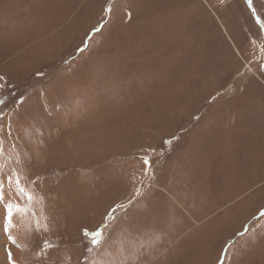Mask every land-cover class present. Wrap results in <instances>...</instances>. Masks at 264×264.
<instances>
[{
  "label": "rangeland",
  "instance_id": "rangeland-1",
  "mask_svg": "<svg viewBox=\"0 0 264 264\" xmlns=\"http://www.w3.org/2000/svg\"><path fill=\"white\" fill-rule=\"evenodd\" d=\"M0 77V264H264V0H0Z\"/></svg>",
  "mask_w": 264,
  "mask_h": 264
},
{
  "label": "snow or ice",
  "instance_id": "snow-or-ice-1",
  "mask_svg": "<svg viewBox=\"0 0 264 264\" xmlns=\"http://www.w3.org/2000/svg\"><path fill=\"white\" fill-rule=\"evenodd\" d=\"M248 5L251 7L253 0H247ZM0 79H3L2 77H0ZM146 166H150L149 161L146 159L144 161ZM145 174H147V168H146V172ZM14 173L9 174L6 177V180L11 184L13 181V177H14ZM4 184L0 183V188H3ZM15 190L23 193L24 189L22 187H20V180L19 178L15 179ZM29 199H31V197L29 196ZM13 205L11 203H9L7 200H5V203L3 205H0V236H3L5 234H7L8 229L5 227V224L7 222H9L13 216V211H12ZM91 235V244L93 246H98L101 244V241L103 239V233L100 230H97L95 233L90 234ZM8 239L10 242H12L13 238L9 235ZM47 243V242H45ZM49 247H51V245H49ZM7 250V249H6ZM8 261L9 264H14L13 260H12V253L10 251H8Z\"/></svg>",
  "mask_w": 264,
  "mask_h": 264
},
{
  "label": "crops",
  "instance_id": "crops-1",
  "mask_svg": "<svg viewBox=\"0 0 264 264\" xmlns=\"http://www.w3.org/2000/svg\"><path fill=\"white\" fill-rule=\"evenodd\" d=\"M153 210L154 209H152V208L149 209L150 212H152ZM142 215H144V213H142ZM152 219L155 220V218H152ZM145 223H146V221H145ZM173 225H175V224H173ZM146 237H148V236H146ZM146 237H145L143 232L140 235H138V236H133L132 233H130V236H126L124 239L128 240V242H137V243L144 242V243H148V241H146V239H145ZM153 239H155V240L151 241V242L154 243L158 239V236L157 235L153 236ZM136 253H138V252H136ZM137 255L138 254H128V255H126V254L119 253L117 255V258H133V257H137Z\"/></svg>",
  "mask_w": 264,
  "mask_h": 264
}]
</instances>
